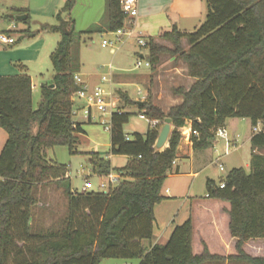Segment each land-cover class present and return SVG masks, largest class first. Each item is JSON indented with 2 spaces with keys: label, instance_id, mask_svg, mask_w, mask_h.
Returning a JSON list of instances; mask_svg holds the SVG:
<instances>
[{
  "label": "trees",
  "instance_id": "obj_1",
  "mask_svg": "<svg viewBox=\"0 0 264 264\" xmlns=\"http://www.w3.org/2000/svg\"><path fill=\"white\" fill-rule=\"evenodd\" d=\"M204 3L207 16L197 30L187 33L174 27L160 35L173 49L152 37L146 40L151 67L164 54L187 65L195 83L189 90L174 92L183 102L165 114L148 101L136 103L120 93L124 112L111 117L110 154L128 157L129 162L113 169L98 154L91 158L95 173L109 176L116 171L120 182L106 192L68 190V215L57 230L33 234L32 208L37 204L36 187L67 179V166L49 161L46 150L64 146L76 153L79 136L85 134L83 124L74 121V96L83 85L75 81L79 72L73 47L83 35L124 28L127 20L121 0H106L104 25L86 32L75 30L76 0L65 1L56 25L42 26L43 32L60 34L61 41L51 55L53 81L42 86L37 109L30 76L0 77V127L8 134L0 155V264H100L104 259L139 260V264H264V257L245 251L248 242H264V155L258 153L264 149V0ZM28 20L29 16L24 23ZM25 33L34 38L39 32ZM129 105H136L151 120L171 119L174 129L167 149L156 148L159 125L145 135L136 133L133 139L124 133ZM234 118L250 119L255 129L263 125L251 138L250 172L233 169L224 179V188L208 180L206 189L209 199L230 204L229 231L236 240V255H213L206 245L201 255H195L192 219L175 227L166 244L146 250L142 242L153 239L155 207L165 199L163 186L174 171L179 129L192 122L199 134L192 137L193 148L206 150L212 147L217 130Z\"/></svg>",
  "mask_w": 264,
  "mask_h": 264
},
{
  "label": "rangeland",
  "instance_id": "obj_2",
  "mask_svg": "<svg viewBox=\"0 0 264 264\" xmlns=\"http://www.w3.org/2000/svg\"><path fill=\"white\" fill-rule=\"evenodd\" d=\"M14 1L20 6L28 10L27 14L29 20L24 22H16L15 28L18 30L30 32H37L42 25L40 23L57 24L56 20L49 21L44 20L42 16L36 10L39 3L38 0H0V9L2 3ZM81 10H83L81 8ZM13 14L12 12H7ZM17 15H14L16 17ZM9 19H2L0 13V30H3L11 26L8 23ZM44 25V24H43ZM95 24L89 26H82L80 22L76 25V31H84ZM15 31V30H13ZM12 31V32H13ZM189 31H194L193 29ZM24 34L23 32H20ZM26 34V33H25ZM134 34H137L134 32ZM17 38L16 32L12 33ZM49 40L53 48L51 51L57 49V44L61 41V35L51 34ZM92 38V40H90ZM119 36L116 33H103L95 34L91 37L82 36L78 39L73 47L74 64L81 74V77L94 85V81H100L101 77L105 76L109 79L114 76H123L124 78L133 81V78L142 75H149L146 78V90L143 86L138 83H131L129 86L115 85L113 89L127 91L134 101H139L142 95H138L141 91L142 94H146L144 100L152 103L154 106L161 109L165 114H168L172 106L175 104L174 101L179 96L174 94L175 90L182 88L188 90L192 83L188 79L187 65L179 58L172 57L170 54H164L161 57L160 64L151 70V67H147L146 64L149 62L148 56L149 51L138 44V38L131 37L129 35ZM143 41H146L145 37H142ZM113 42V46L109 47L104 43ZM157 44L167 48L173 49V45L167 41H156ZM183 49L188 51L189 45L187 40H183ZM143 56L144 58H141ZM141 62L142 66L137 67V63ZM41 73L34 77L36 87L33 88V107L37 109L41 102V88L44 84L50 83L54 78L55 72L52 66L51 59L46 58L45 68L41 67ZM102 88L109 91V83H102ZM113 98L118 100V106L121 108L124 103L120 100L118 93L112 95ZM85 102L79 99L75 100L74 116L77 122L84 123L87 135L80 137V141L76 147L77 152L71 153L67 147L56 146L46 150V156L49 161L66 165L68 168L67 179L61 182H50L42 184L35 188L34 193L37 198V204L32 208V230L33 234L39 232H47L57 230L63 220L68 215V195L67 191L72 192L78 191L83 192V188L86 182H90L93 188L90 191L95 192H106L107 190L116 187L118 184H109L108 176H100L94 172V166L91 162L93 154H98L101 158L109 160L113 169H120L127 165L129 158L125 156H113L110 154V140L111 134L106 129L111 122V116H104L103 113L99 112L96 108H93V119L91 123H88V119L85 117L84 112L78 106ZM125 112L129 113V122L124 126V133L134 138L136 133L145 135L150 129L149 121L140 119V111L136 105H129L125 107ZM149 119V118H148ZM151 120V119H150ZM227 134L228 140L231 141V147L229 148V155L225 156V140H220L218 146L219 155L213 154L208 151L207 159L201 165H194L193 171H200L203 167H206L200 174V178L195 181L193 199L202 200L205 197L206 189L205 177L215 179L217 184L221 179L225 178L228 173L236 168H243L247 172H250L251 156H252V145L249 138L254 133H259L263 129V125L259 124L255 129L252 126L250 119H228L227 120ZM159 131L161 133L165 122H160ZM174 129L172 125V130ZM234 145L237 147L234 148ZM264 155V149L258 152ZM221 155L220 163L224 166L225 171L221 172L218 164L211 163L212 159L215 160L217 156ZM188 165L189 163L183 162L182 165ZM174 168V167H173ZM116 175V171H113ZM207 179V178H206ZM120 179L118 178V182ZM167 180V179H166ZM176 179L170 178L168 182H175ZM105 183L108 185L107 189H101V184ZM166 183V181H165ZM222 224H220L221 226ZM254 251L250 252L256 256H264V248L262 246L251 247ZM253 256V255H252ZM139 260H124V259H104L100 264H138Z\"/></svg>",
  "mask_w": 264,
  "mask_h": 264
},
{
  "label": "crops",
  "instance_id": "obj_3",
  "mask_svg": "<svg viewBox=\"0 0 264 264\" xmlns=\"http://www.w3.org/2000/svg\"><path fill=\"white\" fill-rule=\"evenodd\" d=\"M65 1L66 0H38L39 5L36 7V10H38V14L42 16L44 20L53 21L56 20V16L64 6ZM81 8L83 10H81ZM9 11L13 14L7 13ZM138 11V17L133 23H126V28L131 29L133 32L131 37H145L146 40L147 38L152 37L160 42L165 41L160 39V35L163 32L171 31L174 27H177L181 32H194L201 26L207 16V8L204 0H139ZM27 12L28 10L24 8L23 5L20 6L14 1L2 3V8L0 9L2 19H9L8 23H11V26L17 24L13 19L14 15H26ZM72 17L75 21V30L78 22H80L82 26H89L90 24H95V26L104 25L106 21V0H76V6L73 10ZM43 24L49 26L54 25L47 22L40 23V25L44 26ZM11 26L8 25V27L2 31L9 30ZM42 26L37 31L39 33L34 38H28L24 33L25 31L16 28L14 29V33L16 32L17 38L13 37L16 39L17 43L12 46L0 44V77H14L26 74L31 77L33 88L36 87L34 77L41 73V67L45 68L46 58L50 60L53 53V51H51L53 46L50 44L51 40H49V36L47 35L56 34L41 31ZM92 28L93 27L87 30ZM191 29L194 31H189ZM87 30L76 32L82 33ZM20 32H23L24 34H21ZM134 32L137 34H134ZM118 39L120 40L121 37ZM141 58L144 57L141 56ZM151 70L153 71L154 67H151ZM151 73L149 75H142L133 78V81L124 78L123 76H114L111 79L103 76L100 81H94V85L85 81L80 73L77 75L80 76L82 85L90 90H93L98 86L102 87V83H109L110 90L105 91L112 95L118 93L119 96L120 93H123L127 95L130 100L134 101L127 91L114 90L113 87L115 85L129 86L131 83H138L144 87L145 91H147V80L145 79L147 77L149 78ZM188 79L191 81L192 85L195 83V80L189 77V75ZM52 81L46 84H51ZM138 95H142V98L139 99V101L134 102H145L144 98L146 94L143 95L142 92L139 91ZM182 102L183 98L180 97L174 101L175 104L172 107L180 105ZM81 106L82 105L78 107L84 112L85 105L83 104L82 108ZM141 114L143 115L144 113H140V115ZM74 116L76 115L74 114ZM85 117L88 119V123L92 122V119L88 118L86 115ZM74 121H76L75 118ZM81 124H83L85 134L79 136V141L81 136L87 135L84 123ZM225 129L227 130L226 127ZM251 138L252 136L249 138L250 141ZM7 139V132L0 127V155ZM221 139L222 138H216L212 147L206 150H194L193 143L187 138H182L180 140L174 171L172 174L168 175L166 183H164L163 186L162 196L165 199L155 207L153 239L150 241L144 240L142 242L146 250H150L155 245L166 244L175 227L182 225L188 219H192L195 226L193 241L195 255H201L204 252L205 245L213 255L223 257L236 255V240L232 238L229 231L230 217L228 211L230 210V204L211 200L207 197V181H215V179L205 177L206 194L202 200L193 199L192 197L194 194L195 181L200 178V173L206 168L203 167L200 171H193V167H195L194 165L196 164L202 165L203 162H205L207 159L206 153L208 151L219 155L218 146ZM218 158L219 156H217L215 160L212 159L211 163L217 164L216 161ZM183 162L189 163V167L185 163L182 165ZM248 166L250 167V164H248ZM170 178L176 179L175 182H168ZM225 178L221 180H224ZM220 224L222 225L220 226ZM255 246H262L264 248V242H248L245 245V251L249 255L256 257V255L250 252V250L254 251L251 247L255 248ZM219 264L246 263L227 261Z\"/></svg>",
  "mask_w": 264,
  "mask_h": 264
},
{
  "label": "built area",
  "instance_id": "obj_4",
  "mask_svg": "<svg viewBox=\"0 0 264 264\" xmlns=\"http://www.w3.org/2000/svg\"><path fill=\"white\" fill-rule=\"evenodd\" d=\"M138 3L139 0H121V10L124 16L126 17L127 22L131 24L138 17V13H139ZM14 28L15 25L13 24L9 30L6 31L0 30V44L6 46H12L16 44V39L11 34ZM116 35H118L119 38L125 35L132 36L133 32L131 31V29H127L125 25L124 28L116 32ZM104 43L110 47L113 46V42L104 41ZM138 44L140 46L145 47L147 42L143 41L142 37H138ZM141 66L142 63L138 62L137 67H141ZM146 66L151 67L149 62L146 64ZM75 81L77 84L82 85V80L79 75L75 76ZM76 99L85 102L86 105L84 107V114L90 119H93V111H92L93 108H96L99 112L103 113L104 116L109 115L111 117L114 113L122 114L124 112V110H122V108L118 106L119 103L118 100L113 98L111 93L105 91L100 86L95 87L93 90H90L87 87L83 86V88L75 94L74 100ZM140 119L149 121L151 128H156L160 124V121L150 120L145 115L142 114L140 115ZM106 129H108L109 131L111 130V122ZM179 131L181 133V139L187 138L188 140L191 141L193 136H199L197 131L193 130L192 122H188L187 125L184 128L179 129ZM216 138H222L225 140L226 144H225L224 155L225 156L229 155V148L231 147V141L228 140L227 130L225 128L218 129L216 132ZM235 147L236 145H234V148ZM220 160H221V156H219L216 163L218 164L220 171L224 172L225 168L221 163H219ZM175 165H176V161L173 163V166ZM108 179H109V184L118 183V177L115 176L114 174H110L108 176ZM218 186L219 188H224L225 187L224 180H221ZM92 188H93L92 183L86 182L83 188V192L90 191ZM107 188H108L107 184L105 183L101 184V189H107Z\"/></svg>",
  "mask_w": 264,
  "mask_h": 264
},
{
  "label": "water",
  "instance_id": "obj_5",
  "mask_svg": "<svg viewBox=\"0 0 264 264\" xmlns=\"http://www.w3.org/2000/svg\"><path fill=\"white\" fill-rule=\"evenodd\" d=\"M16 20L18 22H25L28 18L27 15H17L16 17ZM54 87V86H52ZM140 103V102H139ZM142 104V103H140ZM172 121L171 119H166L165 121V126L163 127L160 135H159V138L157 140V143H156V148L160 151H164L165 149H167L169 147V140H170V137L172 135Z\"/></svg>",
  "mask_w": 264,
  "mask_h": 264
}]
</instances>
